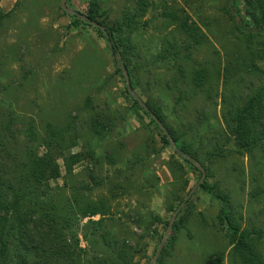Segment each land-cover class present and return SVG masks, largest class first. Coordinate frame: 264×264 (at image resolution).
Returning a JSON list of instances; mask_svg holds the SVG:
<instances>
[{"label":"rangeland","instance_id":"1","mask_svg":"<svg viewBox=\"0 0 264 264\" xmlns=\"http://www.w3.org/2000/svg\"><path fill=\"white\" fill-rule=\"evenodd\" d=\"M90 1L66 0V6L86 13ZM137 1L98 0L101 18L121 20L128 11L135 13ZM147 1L150 6L136 17L132 34L138 50L128 74L132 90L144 103L157 106L181 140L198 150L206 180L230 195L242 225L264 232L263 155L235 153L233 141L226 142L222 119L229 101H240L264 83L253 70L235 65L229 72V60L241 61L248 45L259 49L260 36L247 41L255 32L243 24L230 0ZM60 4L61 0H0V13H9L0 28V120L12 118L11 133L19 146L29 121L39 135L46 134L48 125L66 132L75 142L67 153L81 152L84 159L70 175L59 159L61 177L52 180L51 187L64 189V196L102 200L110 209L104 228L137 250V264H150L165 237L163 248L170 243L160 264H204L213 253H223L224 264H232L226 229L218 224L219 205L199 187L189 198L184 226L167 234L165 224L174 214L169 208L179 207L201 172L180 160L171 144L162 146L150 116L133 104L120 55H114L91 26H73L71 14ZM237 6L248 20L243 0H237ZM163 9L184 10L206 35L193 57L210 72L206 87L211 98L197 94L176 103L178 93L168 84L174 63L162 56V50L168 40L182 45L186 36L162 18ZM254 62L264 67V60ZM98 115L105 129L97 134L92 126ZM217 145L224 155H209ZM152 214L161 221L154 222ZM87 220L82 219L76 230L91 258L101 249L83 237ZM258 249L264 257V239Z\"/></svg>","mask_w":264,"mask_h":264},{"label":"trees","instance_id":"2","mask_svg":"<svg viewBox=\"0 0 264 264\" xmlns=\"http://www.w3.org/2000/svg\"><path fill=\"white\" fill-rule=\"evenodd\" d=\"M230 1L243 24L250 26L255 32L249 34L247 41L258 35L260 46L259 49H252L248 45L241 61L231 58L229 72L236 65L239 70H253L264 79V67L261 68L254 62L256 59L264 60V0H243L248 19L246 21L240 16L237 0ZM137 3L135 13L131 10L121 20L108 22L101 18L98 0L90 1L87 12L82 14L105 27L107 32L71 15L73 26L85 23L108 43L111 42L112 53L120 55L129 75L133 56L138 52L132 37L136 17L144 15L150 6L147 0H138ZM161 15L168 24L176 25L186 36L182 45L168 40L162 50V56L174 63V73L168 84L178 93L176 103H182L197 94L211 98L206 87L210 72L193 57L195 47L201 45L206 38L202 28L192 22L184 10L178 12L163 9ZM8 16L9 13H0V28ZM130 86L133 87V84ZM133 104L149 115L134 98ZM145 104L167 129L179 150L202 164L198 150L192 143L181 140V134L165 122L160 109L148 100ZM150 118L160 132L162 146L170 145L167 136L151 116ZM222 119L226 142L233 141L235 153L253 155L259 151L264 158V83L250 89L240 101H229L223 109ZM104 121L98 115L92 130L97 134L101 133L105 129ZM11 124L12 118L6 122L0 120V264H137L134 260L137 250L126 240H120L109 229L104 228L105 217L110 214V209L102 200H85L79 194L64 196V189L51 187L50 182L61 177L59 159L63 160L66 175H70L73 167L84 159L85 154L81 152L67 153L75 142L69 140L63 129L50 125L46 134L39 135L34 123L29 121L26 138L19 146L14 141L15 135L11 133ZM86 154L90 157L94 155L92 152ZM175 154L191 168L198 170L176 151ZM209 155H224L223 147L214 146ZM173 163L176 164V161ZM180 170L183 171L182 166ZM184 186L187 187V181ZM199 188L219 205L218 224L226 229L232 264H264V257L258 249V243L264 239L263 230L256 226L244 227L230 195L217 184H211L205 178ZM183 200L184 198L178 201V206ZM189 202L190 199L178 212L171 226L173 232H178L187 221L185 212ZM176 210L177 208L171 207L168 211L174 213ZM95 216L99 218L93 220L92 217ZM151 217L154 222L161 221L158 216L152 214ZM85 218L88 220L82 226L83 237L99 245L101 249L100 254L91 258H87V252L81 246L76 230ZM168 224L169 221L165 225ZM169 243L162 249L155 264H160ZM204 264H224L223 253L209 255Z\"/></svg>","mask_w":264,"mask_h":264},{"label":"water","instance_id":"3","mask_svg":"<svg viewBox=\"0 0 264 264\" xmlns=\"http://www.w3.org/2000/svg\"><path fill=\"white\" fill-rule=\"evenodd\" d=\"M60 7L62 8V10H64L66 13L74 15L78 18H80L81 20H84L86 22H88L89 24H91L92 26L102 30L103 32H107L106 28L99 25L97 22L91 20L88 16H86L85 14H82L78 11L72 10L70 8H68L66 6V0H61V4ZM109 46L112 50V45L111 42H109ZM121 71L124 74L125 80H126V87L128 92L131 94V96L138 102V104L145 110V112H147L156 122V124L158 125V127L163 131V133L167 136L170 144L172 145L173 149L177 152V154H179L182 158L187 159L188 161H190L200 172V178L199 180L196 182V184L194 186H192V188L190 189V191L188 192V194L185 196L184 200L181 202V204L179 205V207L177 208V210L174 212L169 224H168V231L167 234L169 233V230L171 229V226L175 220V217L177 216L179 210L182 208V206L185 204V202L191 197V195L193 194V192L200 186V184H202V182L205 179V171L202 168V166L191 156H188L186 154H184L181 150H179V148L176 146L174 140L172 139V137L170 136L169 132L167 131V129L164 127V125L161 123V121L157 118V116L148 108V106L139 98V96L132 90L130 84H129V80H128V73L127 70L125 68L124 65L121 66ZM166 241V237L162 240V242L160 243L154 257L153 260L150 264H154L163 248V245Z\"/></svg>","mask_w":264,"mask_h":264}]
</instances>
